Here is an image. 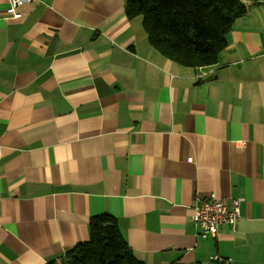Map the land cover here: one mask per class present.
Masks as SVG:
<instances>
[{
    "label": "crops",
    "instance_id": "0c3cea01",
    "mask_svg": "<svg viewBox=\"0 0 264 264\" xmlns=\"http://www.w3.org/2000/svg\"><path fill=\"white\" fill-rule=\"evenodd\" d=\"M128 0H0V264H47L111 216L143 264H264V0L218 63L147 42ZM190 160V161H189ZM241 200L200 239L189 205Z\"/></svg>",
    "mask_w": 264,
    "mask_h": 264
},
{
    "label": "trees",
    "instance_id": "16d2710c",
    "mask_svg": "<svg viewBox=\"0 0 264 264\" xmlns=\"http://www.w3.org/2000/svg\"><path fill=\"white\" fill-rule=\"evenodd\" d=\"M263 0H128L124 13L139 17L147 42L161 56L189 68L218 63L225 36L250 5ZM89 239L47 264H143L107 215L89 219Z\"/></svg>",
    "mask_w": 264,
    "mask_h": 264
},
{
    "label": "built area",
    "instance_id": "2783aa9c",
    "mask_svg": "<svg viewBox=\"0 0 264 264\" xmlns=\"http://www.w3.org/2000/svg\"><path fill=\"white\" fill-rule=\"evenodd\" d=\"M7 13L14 18H19L16 7L19 3H29L31 0H6ZM190 161V160H189ZM241 200L230 198H217L214 194L197 198L189 205L191 220L197 228V236L200 239H214L218 228L222 225L235 230L240 217L239 206Z\"/></svg>",
    "mask_w": 264,
    "mask_h": 264
}]
</instances>
